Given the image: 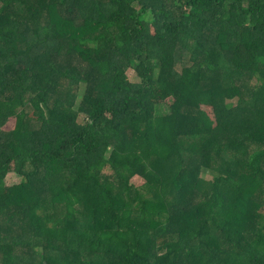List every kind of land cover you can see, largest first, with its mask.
<instances>
[{"label": "trees", "instance_id": "1", "mask_svg": "<svg viewBox=\"0 0 264 264\" xmlns=\"http://www.w3.org/2000/svg\"><path fill=\"white\" fill-rule=\"evenodd\" d=\"M47 2L0 0V264H264V0Z\"/></svg>", "mask_w": 264, "mask_h": 264}, {"label": "rangeland", "instance_id": "2", "mask_svg": "<svg viewBox=\"0 0 264 264\" xmlns=\"http://www.w3.org/2000/svg\"><path fill=\"white\" fill-rule=\"evenodd\" d=\"M42 1H44V2H46V1H48L47 2V4L48 3H50L51 2V0H42ZM32 4V3H31ZM33 4L34 5H36V6H40V4L38 3V2H33ZM33 4H32V6H33ZM51 6V5H50ZM30 13V11L28 10L27 12H26V14H29ZM17 18H19L18 16H16ZM57 25H58V27L60 28V30H61V26L59 25V23L57 22ZM45 26H47V27H49V23L48 22H46L45 23ZM68 28H69V30L71 31V33L75 36V27H74V24H71V25H69L68 26ZM68 40V38L67 37H65V43L63 42V46H64V48L62 49V57H61V60H60V62L62 63V64H65V65H70L71 64V62H78L77 60V57L74 55V53L73 52H71L70 51V49H69V46H71V44L67 41ZM74 60V61H73ZM181 69H179V71H180ZM128 76H129V78H130V80L132 81V82H138L139 81V79H138V76H137V73H136V71L134 70V69H129L128 70ZM250 85H254V82H252ZM83 94V93H82ZM169 167V166H168ZM165 170L166 171H169V168H165ZM206 178L207 179H209L210 178V175H207L206 176ZM104 180L105 181H110V183H111V185H113L114 186V188H116V182L114 181V178H112L111 177V175L110 174H107V175H105L104 176ZM21 182V178L18 176V175H16L15 173H12V174H10L9 176H8V178H7V184L8 185H10V186H13V185H17V184H19ZM203 185V186H202ZM202 185H199V190H198V188H196V190L194 191V193L192 194V195H190L186 200H185V205H186V202L188 201V200H190L189 201V204H188V207H191V204L195 201V200H197V198L200 196V194H201V192H203L204 191V189H206V190H210V187L207 185V184H202ZM116 191H119L118 189H115ZM148 189H146V190H143L142 191V194H144V195H148ZM121 192L123 193V195L125 196V193L123 192V190H121ZM124 201H126L127 203L129 202V201H127L126 199H123ZM168 202V201H167ZM169 205V204H168ZM130 206V203H128V207ZM119 215V217L118 218H116V219H120V217H121V215L120 214H118ZM59 217H62V213H59ZM135 218H134V216L132 217V220H128V221H124V225L125 226H128V227H136V229H139V230H144L145 228H146V226H145V224L144 223H139L137 220H134ZM137 221V222H136ZM147 229V228H146ZM30 244H33L32 243V241H31V239H30V241H28ZM41 248V250L42 251H44V249H43V247H40Z\"/></svg>", "mask_w": 264, "mask_h": 264}]
</instances>
